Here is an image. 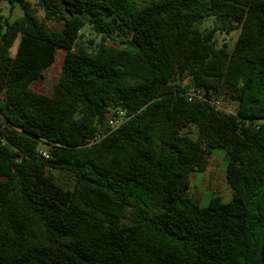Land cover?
<instances>
[{
	"label": "trees",
	"instance_id": "1",
	"mask_svg": "<svg viewBox=\"0 0 264 264\" xmlns=\"http://www.w3.org/2000/svg\"><path fill=\"white\" fill-rule=\"evenodd\" d=\"M34 1L0 15V264H264V0ZM218 149L233 194L200 206Z\"/></svg>",
	"mask_w": 264,
	"mask_h": 264
},
{
	"label": "rangeland",
	"instance_id": "2",
	"mask_svg": "<svg viewBox=\"0 0 264 264\" xmlns=\"http://www.w3.org/2000/svg\"><path fill=\"white\" fill-rule=\"evenodd\" d=\"M35 13L39 18L43 17V10L38 6L36 7V1L31 0ZM9 0L0 1V15L2 17H8L10 20L18 18L22 15V11L18 4H14L11 9ZM51 28H60L61 23L53 20L47 22ZM212 24V19H208L204 22L203 27L208 28ZM87 35H90V30L84 28L82 30ZM238 31L230 33L218 32L216 33V39L219 43L226 42L229 47L234 45L237 38ZM98 39V37L96 38ZM15 46L12 51L14 52ZM64 50L59 49L56 52V60L48 68L44 70V75L31 83V87L42 93L51 94L53 91L54 84L56 83L58 76L61 71ZM223 102V101H222ZM224 105L227 103L223 102ZM194 136V133H192ZM225 161L223 149H218L211 153L208 157V164L203 172H192L190 174V187L186 194L200 206H206L211 198L220 197L223 202H227L231 199L233 190L226 181L225 177Z\"/></svg>",
	"mask_w": 264,
	"mask_h": 264
},
{
	"label": "built area",
	"instance_id": "3",
	"mask_svg": "<svg viewBox=\"0 0 264 264\" xmlns=\"http://www.w3.org/2000/svg\"><path fill=\"white\" fill-rule=\"evenodd\" d=\"M185 95L188 100H205L207 101L215 110H220L223 112H230V107L226 104L224 105L220 98L215 96L206 98L205 89L201 87H191L186 90ZM124 113L122 111L117 112L115 115H110L107 119L108 125L111 128L118 127L124 120Z\"/></svg>",
	"mask_w": 264,
	"mask_h": 264
}]
</instances>
